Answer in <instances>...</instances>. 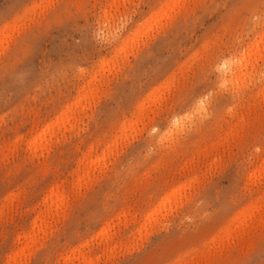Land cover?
I'll return each mask as SVG.
<instances>
[{"label": "rangeland", "instance_id": "obj_1", "mask_svg": "<svg viewBox=\"0 0 264 264\" xmlns=\"http://www.w3.org/2000/svg\"><path fill=\"white\" fill-rule=\"evenodd\" d=\"M262 161L264 0H0V264H264Z\"/></svg>", "mask_w": 264, "mask_h": 264}, {"label": "bare ground", "instance_id": "obj_2", "mask_svg": "<svg viewBox=\"0 0 264 264\" xmlns=\"http://www.w3.org/2000/svg\"><path fill=\"white\" fill-rule=\"evenodd\" d=\"M262 162H264V161H262ZM264 195V194H263ZM260 196V195H259ZM261 197V196H260ZM49 198V197H48ZM50 204V203H49ZM252 209V208H251ZM244 214V213H243ZM241 215V214H240ZM238 218V217H237ZM228 229V228H227ZM229 231V230H228ZM227 233V232H226ZM228 235V234H227Z\"/></svg>", "mask_w": 264, "mask_h": 264}]
</instances>
